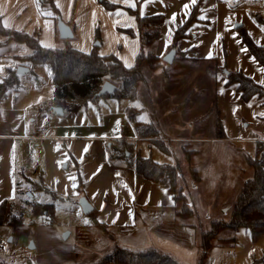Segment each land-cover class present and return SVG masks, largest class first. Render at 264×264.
<instances>
[{
	"label": "rangeland",
	"instance_id": "rangeland-1",
	"mask_svg": "<svg viewBox=\"0 0 264 264\" xmlns=\"http://www.w3.org/2000/svg\"><path fill=\"white\" fill-rule=\"evenodd\" d=\"M98 2L107 11H122L127 17L134 16L137 22L127 4L120 3L108 7L102 0ZM44 7L54 14L49 5ZM216 13L218 28L215 39L213 37L211 41L212 32L208 21L196 29L200 35L197 38H204L190 39L191 42L196 40L195 43H198V50L192 55L194 59H180L178 55L172 64L167 63L165 57L174 49V43H178L174 41L162 56L159 69L152 71L147 65L143 66L144 80L137 82L135 101L127 103L126 100L101 98L95 103H89L84 109L76 113H66L65 116H59L52 109L55 107L52 69L46 64L25 59L24 57L30 56L33 51L24 43L12 41L9 45H0V80L7 75L8 68L17 72L20 68L25 70L19 73L16 88L9 91V99L0 104V119L20 121L25 127L32 126L34 119L38 127L59 121L70 125L71 128L78 126L80 135L92 137L83 139V143L93 146L106 143L105 154L109 158L108 145L117 140H129L131 135H137V130L128 115L127 124L132 130L128 129L127 125L115 128L113 125L107 126V123H110L113 117H118L122 107H125L126 113L129 107L140 109L137 121L141 124L154 123L161 132V139L173 153L164 152L155 142L145 138L139 137L131 142L142 157L179 168L178 186L186 193L190 208L197 212L193 218L186 219V223L196 226L200 250L203 232L210 230L215 221L229 222L237 196L245 182L253 177V169L247 163V156L255 157L258 142H264V115H261L264 113V97L243 100L237 90L238 84H228L229 78L226 74V71H242L264 87V84L260 83L264 80V72L259 70L264 67L243 41V35L248 33L257 45L264 48V24L260 23L258 18L261 16L264 19V0H220ZM76 19V7L73 5L69 22L63 19L60 12L56 22L57 28L59 20L76 26ZM238 25L244 26L237 27ZM103 26L98 19L96 28L100 37ZM78 36L76 33L71 42H77ZM4 39L0 34V41ZM100 42L101 38L94 42V46H98ZM158 43L157 41L151 50L156 52ZM64 46L65 40L57 32L53 48ZM148 50L145 49L144 52L147 53ZM145 115L149 121L147 123L138 119ZM218 119L221 120L224 130L223 139H217ZM116 121L120 120L116 118ZM92 148L84 153V158L80 157L81 164H89L86 169L91 175L88 184L95 183L97 174L92 175V172L100 166L98 174H105L102 181L108 188H102L103 191L99 193L108 195L106 197L110 199V194L104 192L110 187L107 169L104 171L103 167L104 158L102 159L98 150L93 152ZM187 150L195 151L190 161L186 157ZM109 162L126 166L121 160ZM94 163H97L95 168L92 166ZM66 165H69L67 160L62 166ZM195 170L201 178L197 184L192 181V171ZM17 175L18 179L22 180L23 176ZM117 176L121 177L118 174ZM25 188L26 184H21L17 189L15 197L10 201L14 214H10L8 206L7 221L0 225V237L4 238L0 257L8 263L100 264L105 256L113 253L116 244L127 247L117 238L111 241L108 235L92 226V216L85 214L80 204L81 200L86 198L85 192H80V196L69 193L64 195L63 199L44 192H34L36 195L31 198L32 193L26 192ZM33 203L55 205L53 220L46 214L36 215ZM12 217L23 218L22 223H9L8 220ZM11 237L13 241L9 242ZM228 239L230 243L221 244L222 240ZM31 242L35 244V249L29 248ZM220 247H226L225 251L228 250V253L222 254ZM212 248L216 250L209 264H219L220 258L227 260V264H252L255 261V264H264V261H261L264 259V235L255 242L245 228L221 229ZM162 252L178 259L171 252Z\"/></svg>",
	"mask_w": 264,
	"mask_h": 264
},
{
	"label": "crops",
	"instance_id": "crops-1",
	"mask_svg": "<svg viewBox=\"0 0 264 264\" xmlns=\"http://www.w3.org/2000/svg\"><path fill=\"white\" fill-rule=\"evenodd\" d=\"M42 2L43 0H0V21L2 26L9 31L27 34L38 32L40 44L43 47L44 45L50 46L45 48H53L58 32L55 13L53 14L51 10L45 8L44 6L47 5H43ZM54 2L66 22H69L73 5L76 7V26L69 24L74 33L73 39H75L76 33L79 34L77 42L73 43L70 40L74 49L84 53L92 52L96 47L94 42L97 40L96 25L99 19V22L104 25L100 37L101 44L97 46L100 56L114 55L121 59L124 65L125 62L131 64L132 67L136 65L142 45L139 38L138 22L135 21L134 16L127 17L122 11H107L99 5L98 0H54ZM102 2L107 6L109 4L115 6L120 3L129 6L134 3L135 6H129L130 9L139 11L144 17L164 16V24L155 52L159 58L165 55V51L175 41L178 43L173 45V48L177 50L174 60L178 55L180 58V54H187V60L194 59L192 55L198 50V43L195 42L204 38V36L197 38L200 35L196 29L203 22L208 21L207 24L212 32L211 41L217 35L216 12L220 0H197L194 5L190 0H102ZM185 4L189 5L188 9L184 8ZM196 6L199 7V21L191 26L189 30L191 36L174 40L175 31L187 21ZM173 14H175L174 21L172 20ZM211 19L213 21H209ZM193 33L196 34L193 35ZM0 34H2L1 31ZM2 35L5 39L0 41V45H9L15 41L8 39L4 34ZM192 37L197 38L194 43L190 41ZM10 69L12 68L7 69V74ZM9 95L8 92L7 96L0 100V104L8 100ZM18 95L16 94V96ZM125 100L127 103L133 102ZM82 108L85 107L63 109V114H59V116L76 113ZM124 108L120 109V113L116 117L120 121H116V118L113 117L107 126L113 125L116 128L127 125V128L132 130L127 124V113ZM35 123L36 119L33 120L32 126L25 127L20 121H11L9 118L7 120L0 119V205L7 201L10 206V214H14V207L10 205V201L15 197L17 189L21 184H26L25 191L32 193L31 198L35 197L36 193L34 192L36 191L30 190L32 189L31 180H35L38 177V172L43 171L45 185L59 195L75 193L80 196V192H85L86 199L96 210L97 219L107 224L115 237L127 248H156L173 253L183 264H198L200 250L197 244V229L192 223H178L173 194L167 185L147 180L137 175L127 165L111 164L105 154L107 152L106 143L103 142L98 146L83 143V139L92 137L80 135L78 126L71 128L70 125L64 124L62 121L48 124L45 127H38L39 125H35ZM72 130L77 131L72 132ZM38 131L47 135L35 142H30L27 137ZM54 132L55 134H53ZM137 138H139L138 134L131 135L128 141L131 142ZM145 139L151 141L149 138ZM90 147H93V152L98 150L102 159L104 158L103 167L104 171L107 169L109 178L107 180L108 183L110 182L109 190H104V192L110 194V199H107L108 195L99 193L103 191L102 188H108L102 181L105 174L103 176L98 174L100 166L93 172L91 171L92 175L97 174L95 183L88 184L91 175L86 169L89 168V164H81L80 157L84 158V153ZM65 160L69 162V165L63 167ZM92 166L95 168L97 163ZM17 174L23 176L22 180L18 179ZM117 174L121 177L119 178ZM74 183L75 188H73ZM12 241L13 237L9 239V242ZM219 249L222 250V254L228 253V250L225 251L226 247ZM215 250L216 248L209 250L208 258L204 264H209ZM222 260V258L219 259V264H227V260Z\"/></svg>",
	"mask_w": 264,
	"mask_h": 264
},
{
	"label": "trees",
	"instance_id": "trees-1",
	"mask_svg": "<svg viewBox=\"0 0 264 264\" xmlns=\"http://www.w3.org/2000/svg\"><path fill=\"white\" fill-rule=\"evenodd\" d=\"M43 5H49L55 13L57 22L60 11L54 0H43ZM114 7V5H111ZM110 4L108 7H111ZM136 15L139 29V38L142 45V52L138 55L136 65L128 68L118 57L114 55L100 56L99 48L96 46L91 53H84L74 49L70 40H65L63 48H45L39 42V33L27 34L24 32L6 30L0 21V31L8 39L26 44L33 52L30 56L24 57L35 63L46 64L53 71L54 80V102L56 107L63 109H79L87 107L89 103L97 102L101 98H114L118 100L135 101L137 82L144 80L143 66L147 65L152 71H156L162 65L161 58L157 56L152 47L159 40L164 16H142L139 11H132ZM199 7L196 6L187 21L180 26L174 35V40H179L191 36L189 30L191 26L199 21ZM259 22L264 24V19L258 16ZM242 25L241 27H243ZM58 29V28H57ZM59 32V30H58ZM96 39H100V32L97 30ZM243 41L255 59L264 67V48L257 45L252 37L245 33ZM145 49H149L147 53ZM187 54H180V58H187ZM23 58V59H24ZM228 84L237 83L238 92L245 101L254 97H264V87L255 82L251 77L246 76L242 71L230 72ZM19 80V74L15 69H10L7 76L0 80V100L4 99L8 92L15 89ZM110 81L116 85L113 93L98 96L103 84ZM118 84H121L118 86ZM140 109L129 107L127 115L134 123L137 134L140 138H149L155 142L161 150L170 154L173 150L169 148L161 139V132L155 124H141L137 121ZM217 139L224 138V130L221 120H217ZM110 149V161L122 160L133 169L137 175L154 183L167 185L173 194L176 206V217L180 224L186 223V219L193 218L196 211L190 208V201L182 187L178 186L179 168L174 165L159 164L151 158L142 157L135 150V145L122 139L112 143ZM195 151H186L187 160ZM247 163L253 169V177L248 179L241 192L237 196L229 222L215 221L212 228L201 235L200 254L198 264H204L208 258L209 250L214 246L217 233L223 228L231 230L247 229L253 241L257 242L264 235V142H258L255 157L247 156ZM192 181L197 184L201 181L198 171H192ZM32 189L36 192L51 194L59 199L64 196L49 189L45 185L44 172H38V177L31 180ZM33 211L36 215L46 214L54 217L55 205L33 203ZM8 202L4 201L0 205V225L7 221ZM96 210L89 215L92 216V226L104 232L111 241L116 237L109 226L94 217ZM16 218V217H15ZM10 218L9 223L13 225L21 224L23 218ZM194 225V224H193ZM194 227H196L194 225ZM230 243L222 240L221 244ZM114 251L105 256L100 264H183L173 256L166 254L156 248L132 249L116 244ZM261 261H264L261 260ZM257 262V261H255ZM253 262L252 264H255ZM0 264H10L0 257Z\"/></svg>",
	"mask_w": 264,
	"mask_h": 264
},
{
	"label": "water",
	"instance_id": "water-1",
	"mask_svg": "<svg viewBox=\"0 0 264 264\" xmlns=\"http://www.w3.org/2000/svg\"><path fill=\"white\" fill-rule=\"evenodd\" d=\"M242 25H238L237 27H241ZM58 30H59V33H60V36L61 38L65 39V40H71L74 38V33H73V30L72 28L64 23L62 20H59V23H58ZM176 53H177V50L176 49H172L171 52L165 57V61L169 64H172L174 62V58L176 56ZM25 71L24 69L20 68L18 70V74ZM226 74L229 76L230 72L229 71H226ZM116 85L113 84L112 82L110 81H106L101 90L98 92V96H104L106 94H109V93H113L115 90H116ZM53 109V112L54 113H58V114H63V108L61 107H54L52 108ZM82 206V209L84 211L85 214H90L93 210H94V207L92 206V204L86 199V198H83L80 202ZM30 249H35V245L33 242H31L30 246H29Z\"/></svg>",
	"mask_w": 264,
	"mask_h": 264
},
{
	"label": "snow or ice",
	"instance_id": "snow-or-ice-1",
	"mask_svg": "<svg viewBox=\"0 0 264 264\" xmlns=\"http://www.w3.org/2000/svg\"><path fill=\"white\" fill-rule=\"evenodd\" d=\"M190 2H191V4L192 5H194V4H196V2H197V0H190ZM225 2H228V0H225ZM129 6H132V7H134L135 5H134V3L133 4H130ZM184 8L185 9H188L189 8V5L188 4H185L184 5ZM202 18H204V17H202ZM172 20L174 21L175 20V14H173V17H172ZM44 47H50L49 45H44ZM166 47H167V44H166ZM185 51H187V50H185ZM253 61H254V58H253ZM125 66L126 67H132V65L131 64H128L127 62H125ZM260 71H262V72H264V69H259ZM260 83L261 84H264V80H261L260 81ZM250 107H251V105H249ZM137 107H140V105H137ZM261 115H264V113H262ZM138 119H140V120H142V121H144V122H149L148 120H147V117H146V115L145 116H141V117H138ZM76 187V185H75V183L73 184V188H75ZM75 194V193H74ZM81 206H83V205H81ZM103 207V206H102ZM130 216H131V213H130ZM113 222H115V221H113ZM85 223H88V221H85Z\"/></svg>",
	"mask_w": 264,
	"mask_h": 264
},
{
	"label": "built area",
	"instance_id": "built-area-1",
	"mask_svg": "<svg viewBox=\"0 0 264 264\" xmlns=\"http://www.w3.org/2000/svg\"><path fill=\"white\" fill-rule=\"evenodd\" d=\"M46 135H43L41 132L38 131L35 134H33L32 136H29L28 140L30 142H35L37 139L44 138ZM3 245H4V238H3V236H1L0 237V248H3Z\"/></svg>",
	"mask_w": 264,
	"mask_h": 264
}]
</instances>
